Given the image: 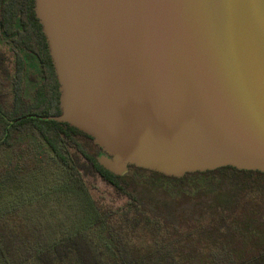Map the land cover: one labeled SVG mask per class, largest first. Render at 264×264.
I'll list each match as a JSON object with an SVG mask.
<instances>
[{
    "label": "water",
    "instance_id": "water-1",
    "mask_svg": "<svg viewBox=\"0 0 264 264\" xmlns=\"http://www.w3.org/2000/svg\"><path fill=\"white\" fill-rule=\"evenodd\" d=\"M65 121L128 164L264 171V0H35Z\"/></svg>",
    "mask_w": 264,
    "mask_h": 264
},
{
    "label": "trees",
    "instance_id": "trees-1",
    "mask_svg": "<svg viewBox=\"0 0 264 264\" xmlns=\"http://www.w3.org/2000/svg\"><path fill=\"white\" fill-rule=\"evenodd\" d=\"M33 5L0 0V264H264V171L117 175L91 135L46 117L61 113L56 84L25 96V50L51 65ZM95 173L125 200L95 198Z\"/></svg>",
    "mask_w": 264,
    "mask_h": 264
},
{
    "label": "flooded vegetation",
    "instance_id": "flooded-vegetation-1",
    "mask_svg": "<svg viewBox=\"0 0 264 264\" xmlns=\"http://www.w3.org/2000/svg\"><path fill=\"white\" fill-rule=\"evenodd\" d=\"M34 6H35V0H34V5H33V9H34V13H35ZM35 15H36V13H35ZM14 24H15V27H19V25H20L19 22H15ZM2 39L8 43L6 38L2 37ZM9 47H10V45H9ZM10 51H11V48H10ZM48 52H49V47H48ZM23 54H24V58H25V96H27L28 98H32L34 95V92L37 91V88L41 84H43L45 87H47V86L51 87V85H49L50 82L53 85L56 84V88L59 91V82H58V79L56 76V72L54 69L52 59H51V65H50L47 61H42L41 59H39V57L37 56L36 53H30L29 51L25 50V53H23ZM49 54H50V52H49ZM50 57H51V55H50ZM32 93H33V95H32ZM59 106H60V104H59ZM92 142H93V145H91V149L92 150L94 149V152L96 153V157L98 160L99 155L101 153H105L106 151L101 146L96 144L93 140H92ZM117 175H121V174H117ZM188 254H190V253H188ZM191 254H197L198 258L201 256V254L203 256L202 252L201 253L200 252H194Z\"/></svg>",
    "mask_w": 264,
    "mask_h": 264
},
{
    "label": "rangeland",
    "instance_id": "rangeland-1",
    "mask_svg": "<svg viewBox=\"0 0 264 264\" xmlns=\"http://www.w3.org/2000/svg\"><path fill=\"white\" fill-rule=\"evenodd\" d=\"M0 48L10 53L9 44L0 38ZM87 182L92 195L102 201L120 204L125 200V194L115 189L107 180L98 173L87 177Z\"/></svg>",
    "mask_w": 264,
    "mask_h": 264
}]
</instances>
